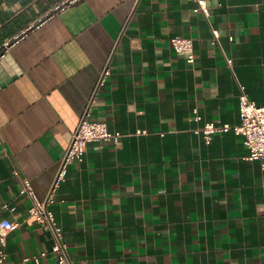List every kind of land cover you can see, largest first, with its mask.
I'll return each instance as SVG.
<instances>
[{
    "label": "crops",
    "instance_id": "1",
    "mask_svg": "<svg viewBox=\"0 0 264 264\" xmlns=\"http://www.w3.org/2000/svg\"><path fill=\"white\" fill-rule=\"evenodd\" d=\"M61 1L0 0V221L18 224L5 264H58L21 188L48 195L107 64L92 117L125 135L90 142L52 205L75 263L264 264L262 161L233 129L196 130L241 121V83L264 104V0H208L210 16L194 0Z\"/></svg>",
    "mask_w": 264,
    "mask_h": 264
},
{
    "label": "built area",
    "instance_id": "2",
    "mask_svg": "<svg viewBox=\"0 0 264 264\" xmlns=\"http://www.w3.org/2000/svg\"><path fill=\"white\" fill-rule=\"evenodd\" d=\"M79 0H63L55 7L57 10H62ZM196 5L194 10L202 12L206 16L211 15V6L208 0H194ZM234 38V36H232ZM220 39V29L214 28V42ZM173 48L177 52L185 53L188 61L195 64L197 61V52L195 48V40L191 36L174 35L171 38ZM229 63L233 64V58L228 59ZM112 70L110 64H107L101 73L99 82L94 93L91 96L88 107L82 114L78 127L73 133L71 143L63 155L59 170L54 179L53 185L45 198H41L37 193L31 179L25 178L21 188V193L27 194L32 204L30 212L37 220L52 234L54 238L53 250L57 253L58 264H76L73 260L69 244L65 236L63 227L59 224L55 211L52 205L56 201L57 187L67 178L69 166L76 161H82L85 158L86 151L90 142L119 143L125 132L118 129H113L106 120L95 119L92 117V103L99 94L100 88L107 82L108 76ZM195 118H202L200 109L196 107ZM240 113L241 121L233 124L222 120H210L203 127H198L196 130L203 133L207 142H211L217 132L234 130L238 134L245 137V141L250 148L248 155L249 159H260L264 166V104L254 100L248 91L247 85L241 83L240 92ZM147 130L140 129L139 132ZM18 226L10 218H4L0 221V240L2 248L0 249V262L5 264L8 258L6 245L8 243V235ZM38 259V258H37ZM40 263V259H38Z\"/></svg>",
    "mask_w": 264,
    "mask_h": 264
},
{
    "label": "water",
    "instance_id": "3",
    "mask_svg": "<svg viewBox=\"0 0 264 264\" xmlns=\"http://www.w3.org/2000/svg\"><path fill=\"white\" fill-rule=\"evenodd\" d=\"M5 48H3L1 51H0V56L5 52Z\"/></svg>",
    "mask_w": 264,
    "mask_h": 264
}]
</instances>
